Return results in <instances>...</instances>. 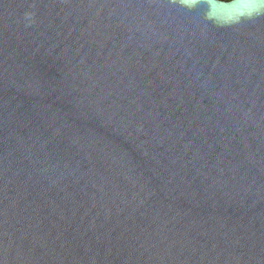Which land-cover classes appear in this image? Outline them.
Masks as SVG:
<instances>
[{
  "label": "water",
  "instance_id": "1",
  "mask_svg": "<svg viewBox=\"0 0 264 264\" xmlns=\"http://www.w3.org/2000/svg\"><path fill=\"white\" fill-rule=\"evenodd\" d=\"M0 264H264V0H0Z\"/></svg>",
  "mask_w": 264,
  "mask_h": 264
}]
</instances>
